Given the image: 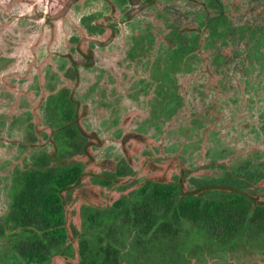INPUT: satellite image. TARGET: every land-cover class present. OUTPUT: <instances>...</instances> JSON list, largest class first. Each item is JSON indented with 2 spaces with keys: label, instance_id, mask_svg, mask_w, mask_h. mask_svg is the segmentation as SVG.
<instances>
[{
  "label": "rangeland",
  "instance_id": "obj_1",
  "mask_svg": "<svg viewBox=\"0 0 264 264\" xmlns=\"http://www.w3.org/2000/svg\"><path fill=\"white\" fill-rule=\"evenodd\" d=\"M30 1L38 3L40 10L52 7L54 11L59 7L55 4L57 0ZM30 1L0 0V78L4 79L0 82L1 199L6 197L11 169L18 160L24 165L33 154L51 149L47 135L36 143L29 142L36 141V132H40V128L30 122L37 119L33 105L41 96L40 74L34 64L44 61L43 81L47 91L58 88L64 82L58 74L65 71L67 65L58 53H66L68 39L73 41V36L74 40L78 39L80 34L75 25L90 28L97 18V22L104 23L101 14L110 10L105 0H87L74 5L69 16L57 22L56 43L49 53L50 30L46 28L45 33L43 30L42 40L36 43L44 19L35 14L40 10H33ZM110 1L116 4L118 17L129 7L122 0ZM223 2L229 21L215 36L204 33L198 51L192 50L174 63L168 62L172 54L167 42L168 28L173 23H180L184 28L198 26L206 15L214 14L215 8L207 7L211 0H158L118 27L115 49L121 51L118 62L122 65H117V70L133 65L131 72L122 70L121 88L112 89L117 80L111 76L105 82L111 85L108 90L100 80L98 85L90 86L91 79L83 77L77 91L82 101L90 102L86 126L106 139V145L96 149L99 159H118L122 155L119 140L125 129L121 119L136 106L140 111L130 129L151 137L150 143L139 150L143 156L180 155L192 169L202 171L204 177L223 171V165H231L235 160L264 156V46L257 43L264 25V7L261 11L258 9L264 5V0ZM183 43L187 45L188 39L180 44ZM101 51L98 56H106ZM130 51L132 57L137 55V60L131 63L120 60ZM54 63L58 71L53 69ZM164 75L170 77L163 79ZM171 108L173 112H169ZM101 110L106 112L101 113ZM40 114L46 121L45 109ZM23 141L30 144L19 148ZM84 186L99 195V200L106 198L95 178L85 181L70 194L69 200L73 203H69V208L76 213L70 237L72 250H68L67 259L57 253L51 264H79L77 245L81 240L95 239L99 233L91 227L82 230L80 212L86 202L77 203V198L82 196L83 199ZM114 191L120 192L117 188ZM110 204L100 203L104 207ZM3 206L4 203H0V211ZM95 209L97 211V207ZM117 230L106 227L105 232H101V242L114 239L118 247L129 250V235L125 240L120 239ZM6 248L7 241L0 239L1 259ZM128 250L125 262L131 264ZM202 264H264V254L252 250L229 255L211 252L203 256Z\"/></svg>",
  "mask_w": 264,
  "mask_h": 264
},
{
  "label": "flooded vegetation",
  "instance_id": "obj_2",
  "mask_svg": "<svg viewBox=\"0 0 264 264\" xmlns=\"http://www.w3.org/2000/svg\"><path fill=\"white\" fill-rule=\"evenodd\" d=\"M84 1L87 0H57L55 4H58L59 7L54 11L52 7L40 10L38 3L30 1L29 3L33 5V10H40V12L35 14H38L40 19H44V23L40 27V31H42L36 43L39 44L46 32V28H49L50 37L47 41V49L51 53V48L57 39V22L66 19L72 7ZM105 1L108 3L110 10L101 14L104 18V23L97 22V18L94 20L92 27H90L91 29L75 25L80 34L77 36L78 39L74 40V36L72 37L73 41L68 39L65 42L66 53H58L67 62L66 70H62L58 74V76L64 79V82L58 88L48 92L43 81L44 61L41 60L34 64L36 71L40 74L41 96L39 102L33 105V113H35L37 119L30 122H33L32 126L34 124L36 128H40V132H36V141H28L36 143L40 138L47 135L51 149L33 154L31 158L25 161L24 165H22L21 159H19L14 164L15 167L11 169L12 174L6 187V197L4 199L0 198V203H4L2 211H0V239L7 241V248L2 256L3 259L0 258V264L15 263V260L11 256L19 240L21 243L20 249L23 252L28 248L26 233L21 231V229H19L20 231L15 229L13 225L18 214V206L14 204V194L20 183L21 176L34 166L40 156L50 158L48 161L49 165L71 164L74 160L82 162L84 170L81 182L75 188L62 190L63 202L66 205L65 217L69 237L73 233L72 223L73 217L76 215L74 209L69 208V203H73V201L69 200V196L73 191L76 192L81 187V184L90 178H95L96 184L103 190L106 198L99 200V195L90 192V190L87 191V187L84 186L83 199L82 196L77 198V203L81 204L82 200L86 202L83 201L86 205L81 206L80 213L82 217L84 215V207L88 206V208L94 209L97 207V209L105 211L113 203H132L133 205H137V203H252L255 206L262 207L259 219L252 222V224H258V227L252 228L258 229L259 235L257 234L256 237H252L251 243L230 244L225 248L212 246L207 240L198 236L192 238L188 232L179 236L181 241L179 248H149L144 250L138 247L137 224L131 226L130 231L128 224L123 223L127 218L121 215L118 218L119 225L117 226L118 230L116 234H119L120 239L124 240L129 235L130 248L128 250L126 247L121 246L109 250L114 255L118 254L120 264H127L124 257L127 250L130 252V256H132L131 264H139V256L144 253L152 255L159 253L169 255L171 253L182 257L181 260L186 262L183 264H202L203 256L211 252L216 255H229L231 253L241 254V252L245 253L252 250L264 254V156L262 154L256 155L257 157L252 156L235 160L231 165H223V171L206 175V177L202 176V171L198 173L197 170L192 169L180 155L161 158L150 154L143 156L139 150L150 143L151 137L144 132L141 134L130 129L133 120L136 119L140 111V108L136 106L135 109L124 113L121 119L122 126L125 129L124 134L119 140L122 155L118 159H99L96 149L105 146L106 139L95 130L89 129L86 126L85 119L91 112V106L89 101H82L79 98L77 93L78 88L81 85L83 77H86L89 80L91 79L90 86L98 85V80H100V84L104 85L108 90L111 85L105 82L110 76L117 80L112 89L118 90L121 88L123 83L121 72L125 70L131 72L130 70L133 65H126L129 69L119 67L121 71L117 70V65H122L120 61L118 62V56H120L121 51L115 49L117 48L115 44L118 42V27H122L127 22L133 20L142 10L158 2V0H122L129 7L118 17L116 4L110 0ZM207 7L215 8V12L212 15H206L205 21H202L198 26L192 25L191 27L184 28V25L180 23H173L168 28L170 37L167 39V42L168 46L172 47V54L168 58L169 63L177 62L179 57L190 54L192 50L198 51L204 33L215 36L219 28L229 21V13H226L223 0H211L210 4L207 3ZM263 7L264 5L260 6L258 10L261 11ZM92 13L90 12L91 15ZM261 31L262 35H260L257 43L264 46V25ZM177 39H180V43L188 39L189 43L187 45L189 46L184 43L178 44L175 42ZM120 45L123 46V43H120ZM99 50H102L101 52L106 56L99 57ZM46 59L49 60V57L46 56ZM147 59H149L148 56ZM151 59H153V56ZM120 60H126V62L131 63L137 60V55L132 57V51H130V53L127 52L126 55H123ZM52 67L58 71L56 63ZM91 70L93 72H90ZM209 73L212 75L211 72ZM168 77L170 75H164L163 79H168ZM3 80V78H0V82ZM10 88L12 87L10 86ZM64 92L67 95L70 109L65 119L58 121L56 119V111L59 104L52 101V98ZM29 96L31 95L29 94ZM43 109L46 111V121H44L40 114V111ZM105 112V110H101V113ZM169 112H173V109L171 108ZM75 127L78 130V136L74 138ZM60 139L65 143L66 148L61 147L62 142H60ZM75 140L78 141L77 147L72 145V143H75ZM30 143L23 141V143H20L21 147L19 148H22L24 144L27 146ZM44 164L47 165V162ZM2 168L0 166V173H2ZM115 188L120 192H115ZM169 191L182 198L173 201L162 200V195ZM187 197H194L195 199H187ZM100 203L111 204L104 207ZM201 220H203L202 216H198L196 222L199 224ZM133 221L137 223L138 219L136 216H133ZM221 234L229 236L231 232H221ZM248 234L250 236V232ZM208 236H213L216 239L218 237L217 234H208ZM68 243L73 245L70 238ZM53 249L55 251L51 260L57 254V247ZM67 250L70 249L67 248ZM103 251L107 253V249ZM61 257L67 259L69 255H61ZM150 260H153V258L151 257ZM49 264H51V261ZM148 264L155 263L151 261Z\"/></svg>",
  "mask_w": 264,
  "mask_h": 264
},
{
  "label": "trees",
  "instance_id": "obj_3",
  "mask_svg": "<svg viewBox=\"0 0 264 264\" xmlns=\"http://www.w3.org/2000/svg\"><path fill=\"white\" fill-rule=\"evenodd\" d=\"M67 99L65 92L52 98V101L59 104L56 111L58 121L64 120L69 113L70 104ZM77 136L78 130L75 127L74 138ZM77 142L75 140L72 145L77 147ZM61 147L66 148L64 142ZM49 159L40 156L34 166L21 176L14 194L18 214L13 225L15 229L26 233L28 248L23 252L20 240L18 241L11 256L15 260L13 264H49L55 251L53 248L57 247L56 252L61 255H68L67 248L72 250V244L68 243L70 237L66 227V205L62 190L78 186L83 176V165L76 160L71 164L49 165ZM180 198L182 197L176 196L172 191L162 195V200L173 201ZM261 208L252 203H113L101 213V210L96 211L87 206L84 207L82 230L87 231L91 227L99 233L95 239L81 240L77 245L79 264H120L118 254L114 255L109 251L118 247L116 241L111 239L103 243L100 239L101 232H105L106 227L118 228V218L121 215L127 218L123 223L128 224L130 231L131 226L137 224L138 247L144 250L179 248V236L188 232L192 238L198 236L212 246L225 248L230 244L251 243L252 237L259 235L258 229L252 228L258 227V224L252 222L259 219ZM133 216L137 217V223H134ZM198 216L203 218L199 224L196 222ZM228 231L231 235L221 234ZM208 234H217L218 237L216 239ZM104 249H107V253H104ZM151 257L153 260H150ZM181 258L171 253H144L140 254L138 263H186Z\"/></svg>",
  "mask_w": 264,
  "mask_h": 264
}]
</instances>
